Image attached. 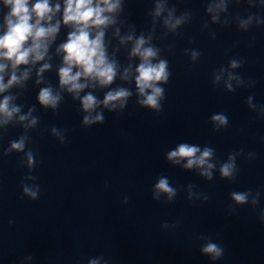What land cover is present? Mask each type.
Instances as JSON below:
<instances>
[{
  "label": "clouds",
  "instance_id": "1",
  "mask_svg": "<svg viewBox=\"0 0 264 264\" xmlns=\"http://www.w3.org/2000/svg\"><path fill=\"white\" fill-rule=\"evenodd\" d=\"M127 0H0V138L9 127L19 128L21 134L9 140L2 154H22L19 168L28 172L20 180L21 199L38 200L41 187L38 177L33 175L37 166V154L29 146L31 133L38 129L40 109L57 114L66 97L77 105L81 116V127L90 128L105 123V113L123 114L129 101L135 97V104L142 109L160 114L166 100V85L172 72L165 51L174 54L175 45L165 43L171 36L183 39L181 29L193 20L191 9L179 10L170 0H152V7L145 13L147 23L138 30L130 23L125 12ZM245 4V15L233 14L230 5ZM256 9L257 11H252ZM264 0H205L201 30H207L209 38L216 39L219 29L235 25L238 32L247 33L252 28L264 27ZM157 41L160 43L158 44ZM252 37L247 47L254 46ZM189 39L188 44H194ZM234 41L232 47H238ZM230 49L225 50L228 55ZM183 54L189 58L188 71L198 63L202 52L198 48L185 47ZM123 55V61L121 60ZM243 58L231 57L226 66L214 69L211 84L223 88L226 93L237 89H254L258 83L251 77L245 78L238 70L245 65ZM55 73L56 83L49 79ZM29 85L37 89L35 103L21 102L29 91ZM98 93H103L102 98ZM245 104L255 116L253 121L264 120V103H256L250 94ZM25 108L27 110H25ZM131 115V113H129ZM213 132H221L229 126L224 112L210 115ZM45 131L59 144L67 141L68 129L51 126ZM264 142V137L261 138ZM256 153L245 152L243 148L230 152L224 160L216 156V150L208 145L180 142L165 153L168 164L195 172L205 181H212L218 173L220 180L235 183L240 173L238 159L254 160ZM110 187L105 182V188ZM187 192V200L206 203L209 196L189 183L174 187L168 176L161 174L151 188V199L157 204H173L181 192ZM260 189L248 188L228 193L230 203L226 206L228 215L236 214L245 205L255 212L260 205ZM129 197L122 203L128 204ZM257 218L264 225V207H259ZM9 220V224H13ZM161 229H176L180 221H164ZM199 251L212 264L223 259L224 246L211 235L201 233ZM80 258L76 264H81ZM34 260L29 254L20 264ZM87 264H109L104 256L87 259Z\"/></svg>",
  "mask_w": 264,
  "mask_h": 264
}]
</instances>
